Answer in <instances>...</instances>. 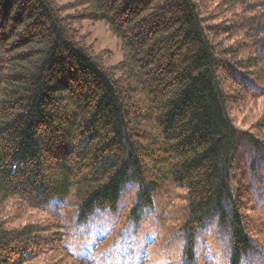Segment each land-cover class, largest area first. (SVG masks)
<instances>
[{"label": "trees", "instance_id": "trees-1", "mask_svg": "<svg viewBox=\"0 0 264 264\" xmlns=\"http://www.w3.org/2000/svg\"><path fill=\"white\" fill-rule=\"evenodd\" d=\"M59 1L0 0V264H24L54 237L34 224L8 228V200L53 219L71 206L79 225L119 213L132 189L128 217L143 233L168 185L186 205L162 257L203 264L208 230L218 264L264 252L252 234L253 217L264 220V137L228 113L236 88L264 97V20L251 14L254 2L213 0L251 9L235 28L215 21L221 9L210 16L211 0ZM85 19L118 37L120 65L105 67L87 45ZM233 33L243 40L222 46L219 37Z\"/></svg>", "mask_w": 264, "mask_h": 264}, {"label": "rangeland", "instance_id": "rangeland-1", "mask_svg": "<svg viewBox=\"0 0 264 264\" xmlns=\"http://www.w3.org/2000/svg\"><path fill=\"white\" fill-rule=\"evenodd\" d=\"M75 0H61L59 4H72ZM254 2L252 10L243 8L236 3L227 2L214 4L213 0L207 3L210 16L214 10L221 9L222 13L215 19L216 22L226 21V25L236 24L245 20L250 11L255 14V20L261 22L264 20V0H251ZM229 3V1H228ZM245 7V6H244ZM78 7L76 11L80 10ZM75 11V10H74ZM74 11H69L72 14ZM209 14V13H208ZM221 18V19H220ZM225 19V20H223ZM234 32V31H232ZM79 33L86 39L87 45L102 60L103 65L108 68H114L120 65L124 60L121 41L111 31L110 27L102 21L82 20L79 24ZM241 33H233L232 37L225 39V35L219 38L222 46H233L234 42L243 40ZM247 42V41H246ZM119 76L120 71L114 72ZM230 92L236 88L230 84ZM231 97L232 103L228 105V113L234 125L243 131L255 134L257 137H264V97L258 99L247 95L245 91L236 88ZM246 172V171H245ZM239 174L246 182L249 174ZM252 176V174H251ZM260 184L264 177L259 174ZM128 199L130 202L124 206L120 212L114 215L97 213L94 218L84 224L74 223V208H59L54 219L46 210H40L34 207L21 205L14 200H8L3 206V218L8 228L34 224L39 228L45 229L41 236L53 235L46 238L49 242L47 248L35 255L34 258L24 264H78L73 263L65 257L68 253L70 259H82L87 264H173L162 257L164 250H167V242L176 236L179 231L181 217L184 215L185 192L174 185H168L158 192L155 199V205L151 210H147L145 216L151 223V229L141 233L137 224L129 219L128 215L132 208L134 190H130ZM161 206L163 207L161 211ZM112 216H116L113 218ZM263 218L264 215L262 214ZM264 220L253 217L252 234L255 236L260 251L264 250ZM146 230V225L142 224ZM47 230V231H46ZM214 231V229H211ZM141 233V234H140ZM204 238L199 242V254L204 260L203 264H218L219 261L212 255L208 247V235L210 230L206 231ZM181 240V239H180ZM169 246V245H168ZM161 249V258L159 251ZM178 253V252H176ZM264 252L245 257L242 264H264Z\"/></svg>", "mask_w": 264, "mask_h": 264}]
</instances>
